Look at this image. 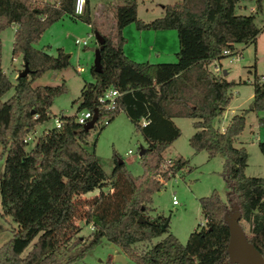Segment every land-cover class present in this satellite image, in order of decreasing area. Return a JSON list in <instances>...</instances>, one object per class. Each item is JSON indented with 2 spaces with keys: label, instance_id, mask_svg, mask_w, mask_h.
I'll list each match as a JSON object with an SVG mask.
<instances>
[{
  "label": "trees",
  "instance_id": "trees-1",
  "mask_svg": "<svg viewBox=\"0 0 264 264\" xmlns=\"http://www.w3.org/2000/svg\"><path fill=\"white\" fill-rule=\"evenodd\" d=\"M240 1L244 0H176L147 21L137 17L135 0L113 5V30L99 33L101 70L93 71L90 65L92 80L82 81L76 110L86 108L95 114L92 127L98 129L123 111L145 145L139 154V174H132L115 155L106 174L93 151L94 141L87 139L89 129L76 122L75 114L58 113L60 125L44 128L33 146L24 148V135L50 118L53 97L65 90L62 81L33 85V79L46 69L69 64L61 48L51 54L34 43L63 14L80 16L72 13L73 1L0 0V30L15 24L11 57L20 54L21 67L24 62L28 67L26 75L10 80L0 65V144L5 152L0 214L17 224L0 244V264H66L103 238L136 264H238L228 260L226 250L225 217L235 210L239 221L247 224V240L264 261V177L244 173L246 148L233 145L245 113L264 109V73L253 72L246 108L232 113L222 129L212 124L228 103L235 81L212 72L208 64L227 56L221 52L224 48L234 53L236 43H254L261 30L254 16L264 0H252L253 10L247 13L236 11ZM130 22L138 29H174L175 60L135 61L126 56L121 28ZM109 87L117 95L114 107L105 110L96 98ZM10 88L12 92L2 99ZM141 116L147 119L144 124ZM171 116L193 118L187 143L194 151L204 150L207 157L221 155L220 174L226 188L225 199L215 189L198 197L206 223L191 230L184 242L162 227L164 216L146 213L150 193L162 185L156 177L161 153L180 133ZM257 147L264 156V140H258ZM186 165L182 156L174 158L161 171V178L166 180ZM94 188L97 193L83 195ZM76 216L93 226L87 240L76 235ZM142 242L146 247L137 250Z\"/></svg>",
  "mask_w": 264,
  "mask_h": 264
},
{
  "label": "rangeland",
  "instance_id": "rangeland-1",
  "mask_svg": "<svg viewBox=\"0 0 264 264\" xmlns=\"http://www.w3.org/2000/svg\"><path fill=\"white\" fill-rule=\"evenodd\" d=\"M46 1L52 2L55 0ZM102 1L89 0V11L98 10ZM122 1L117 0L118 3ZM169 1L173 0H135L136 14L144 20L159 16L163 5ZM244 2L246 6L241 12L247 13L248 7L253 4V1L244 0ZM105 13H107L106 10ZM85 15L86 13L84 12L78 17L71 18L63 14L60 18L50 23L34 43L37 47L44 46L45 50L50 53H54L57 46H62L65 52L69 53V64L56 70V77L53 76V70L46 69L32 81L33 85L39 83L55 84L61 82V80L64 82L65 90L55 95L50 105V110L54 113L60 111L63 114H72L79 101L77 97L82 80L91 79L89 66L92 64L93 52L90 47L94 45V37L91 28L85 21ZM254 22L261 27V30L256 35L255 42L247 44L236 43L238 59H232L231 57L234 54H231L220 58V65L217 63L220 69L227 71L225 77L235 81L229 89L230 99L224 110L219 117L214 118L212 121V124L219 128L225 124L232 112H239L242 108L248 106L251 99L253 72L255 71L257 74L264 73V1L262 2L261 10L255 13ZM130 25L132 26L133 23L130 22ZM101 30V33L112 32L113 27L110 25V27H102ZM173 31L175 30L173 29ZM12 32L13 27L11 25H7L0 30V65L10 80H13L10 60ZM74 39H84L86 46L83 47L80 43H75ZM132 41L133 39L130 41L131 44ZM15 66L17 70L22 68L20 63L17 62ZM77 66H81L83 70L77 72ZM208 67L210 66L208 65ZM12 69L15 70V68ZM215 71L217 74H221V70ZM11 92L12 88L3 93L1 98H6ZM261 117L264 118V109L248 110L245 113L244 127L233 141L234 146H244L246 148L247 157L244 173L249 176L264 177V156L257 147V141L264 140V121ZM192 120L193 118L185 116L175 118L180 128V133L173 144L171 146L167 145L161 153L162 158L157 167L156 177L162 181V185L159 189L150 193V202L148 204L150 209L146 212L149 216H153L156 213L164 216L167 230L174 234L180 242H184L188 233L197 228L198 224L204 219L200 212L198 197L207 195L212 189H215L219 196L225 199L226 189L220 174L221 155L217 153L212 157H207L204 150L194 151L187 143ZM51 125H53V116L36 124L34 126L36 128L34 134L27 132L31 134V138L24 148H31L41 129ZM95 137H97L94 145L95 155L106 174L110 172L113 165V155L122 159L126 169L132 174L141 172L139 149L145 144L140 133L134 129L132 123L121 110L101 128V131L97 126L89 129L87 139L91 142L95 141ZM89 148L91 147L89 146ZM4 156L5 152L0 144V176ZM178 156L187 159V165L176 170L173 175L163 180L160 174L161 171H164L168 164ZM107 188L106 186L102 187L104 191ZM93 193L94 191H91L87 193V196ZM172 196L176 200L174 204L171 202ZM203 221L202 225L204 227L206 222L205 220ZM239 222L245 235H248L247 224L243 220ZM74 223L78 226L76 235L80 237L81 241L87 240L93 230L92 224L85 222L78 216L74 218ZM16 225L10 216H2L0 214V244L10 237ZM146 244V242L139 243L136 249L144 248ZM116 253L123 254L118 246L103 238L100 243L90 248L83 256L66 264H121L120 261L114 259ZM124 259L125 264H136L127 256H124Z\"/></svg>",
  "mask_w": 264,
  "mask_h": 264
},
{
  "label": "crops",
  "instance_id": "crops-1",
  "mask_svg": "<svg viewBox=\"0 0 264 264\" xmlns=\"http://www.w3.org/2000/svg\"><path fill=\"white\" fill-rule=\"evenodd\" d=\"M174 1L176 0H173V1H169L165 4H171L173 3ZM117 0H103L100 4V8L98 10H95L94 11H89V0H85V6H84V10H83V13L85 12L86 15H85V18L87 19V23L89 25V27L91 28L92 30V34H93V37H94V45L92 47H96L97 46V41L95 39V33H101V29L102 27H110V25L113 27L114 25V18H113V13H112V9H113V5L117 4ZM120 3V2H119ZM246 6L245 2L244 1H240L237 8H236V11L237 12H241L242 9H244V7ZM253 7H254V4L250 5L248 7V11L250 10H253ZM105 10L107 11V13H105ZM163 13V7L162 9L160 10V14L159 16ZM245 13V12H244ZM137 15V14H136ZM138 17V16H137ZM156 17V16H155ZM75 18V17H74ZM139 18V17H138ZM154 18V17H153ZM141 19V18H140ZM152 19V18H150ZM148 19V20H150ZM108 20V22H106ZM143 21H147V20H144L142 19ZM12 27H13V30L15 28V24H10ZM133 26V27H132ZM130 25V23H127L125 24L122 28H121V34L123 36V43H122V50L124 52V54L126 56H128L129 58L135 60V61H148V62H165V61H174L175 60V55H174V52L176 51L177 49V39H176V35H175V31H173L172 28H162V29H146V28H142V29H138L133 25ZM13 34V32H12ZM134 36V38H133ZM133 39L134 41V44H133V41H132V44L130 43V41ZM75 40V39H74ZM256 40V38H255ZM11 42H12V38H11ZM75 42V41H74ZM37 47V46H36ZM59 48H61L64 52H65V49L62 47V46H57ZM56 47V48H57ZM85 47V46H83ZM40 48H44V46H40ZM55 48V49H56ZM10 49H11V45H10ZM93 52V51H92ZM50 53V52H49ZM53 54V53H51ZM68 56H69V53H67ZM172 59V60H171ZM174 59V60H173ZM10 60H11V67L12 68H15V70H13L11 68V70L13 71V78L14 76L17 74V68L15 66L16 62L17 63H20L21 64V57H20V54H17L15 55L14 57H11V52H10ZM219 64L220 65V62H219V59L217 60H213L211 61L208 65L211 67H209L210 70H212V72H215L216 71L214 70V66L216 64ZM13 65V66H12ZM92 65V64H90ZM90 67V66H89ZM220 67V66H219ZM2 68V67H1ZM79 68V70L77 69ZM3 70V69H2ZM59 70V69H57ZM83 68L81 66H77L76 67V71L77 72H80L82 71ZM221 70V74L222 76L225 77V75L227 74V71H225V73H222V71L224 69H220ZM53 76H57V73H56V70H53ZM5 73V71H3ZM226 78V77H225ZM227 79V78H226ZM84 80V79H83ZM82 80V81H83ZM92 80V77L91 79ZM62 81V80H61ZM63 82V81H62ZM64 83V82H63ZM39 84H48V83H39ZM56 84V83H55ZM80 88V87H79ZM79 92V90H78ZM252 95V92L251 94ZM251 98V97H250ZM77 105V104H76ZM49 113L51 116H56L58 115V113H62V112H58V113H54L50 110V106H49ZM76 108H75V111L72 113V114H75L76 113ZM123 112V111H122ZM124 113V112H123ZM232 113H235L232 112ZM231 113V114H232ZM63 114V113H62ZM72 114H69V115H72ZM125 114V113H124ZM67 115V114H66ZM257 116V114H255ZM50 116V117H51ZM126 118L129 120L128 116L125 114ZM177 117H184V116H171V120L174 122V124L176 126H178V124L176 123L175 121V118ZM185 117H188V116H185ZM259 117V116H257ZM262 118V117H261ZM145 118H143L142 116L139 118V121L143 120ZM228 120V119H227ZM262 120L264 121V118H262ZM130 121V120H129ZM259 121H261L259 119ZM192 122V121H191ZM227 122V121H226ZM225 122V124H226ZM224 124V125H225ZM224 125H221L219 129H222L224 127ZM252 125V124H250ZM36 126V125H35ZM255 126H257L255 124ZM48 127V126H46ZM46 127H43L41 129V132L44 128ZM244 127V126H243ZM253 127V126H252ZM91 128H94V127H91ZM179 128V127H178ZM36 128L34 127V130L31 134H34L35 133V130ZM90 129V128H89ZM180 129V128H179ZM194 128L192 127L191 125V128H190V132L188 134V136L193 132ZM250 131V129H248ZM252 130V129H251ZM100 131H101V128H100ZM40 132V133H41ZM251 132V131H250ZM39 133V134H40ZM30 134V136H31ZM37 134V135H39ZM240 134V133H239ZM238 134V135H239ZM141 135V134H140ZM237 135V136H238ZM34 136V135H33ZM98 136V135H97ZM188 138V137H187ZM36 139V138H35ZM96 139L97 137H95V141L93 143V151L95 153V150H94V145H95V142H96ZM143 139V138H142ZM30 140V139H29ZM175 138L168 144V146H171L174 142ZM35 141V140H34ZM145 144V143H144ZM166 158V157H165ZM167 158H172V157H167ZM176 158V157H175ZM222 159V157H221ZM122 160V159H121ZM123 161V160H122ZM184 167V166H183ZM182 168V167H181ZM175 173V172H174ZM173 173V174H174ZM172 174V175H173ZM171 176V175H170ZM164 183V182H163ZM108 189V188H107ZM96 190V191H95ZM91 191H94L93 194L97 193V188H94L93 190ZM91 191H87L85 192L83 195L84 196H87V193L91 192ZM92 194V195H93ZM91 196V195H90ZM205 220V219H203ZM201 221L200 225L203 224L204 221Z\"/></svg>",
  "mask_w": 264,
  "mask_h": 264
},
{
  "label": "water",
  "instance_id": "water-1",
  "mask_svg": "<svg viewBox=\"0 0 264 264\" xmlns=\"http://www.w3.org/2000/svg\"><path fill=\"white\" fill-rule=\"evenodd\" d=\"M95 39L97 41L96 47H90L93 51L92 59V70L100 71V48L102 37L99 33H95ZM28 72V67L26 63H23L22 68L17 72L16 75H26ZM225 73V70L222 71ZM95 120V114H93L88 120L82 124V128L87 130L92 127ZM143 148L139 149V154ZM227 228H228V239L226 244V250L228 253V260L238 264H264L263 256L257 251V249L247 240V237L239 223L240 214L238 211L230 212L226 217ZM166 224V221L162 223V227ZM114 259L125 264V259L123 254L116 253Z\"/></svg>",
  "mask_w": 264,
  "mask_h": 264
},
{
  "label": "built area",
  "instance_id": "built-area-1",
  "mask_svg": "<svg viewBox=\"0 0 264 264\" xmlns=\"http://www.w3.org/2000/svg\"><path fill=\"white\" fill-rule=\"evenodd\" d=\"M72 1H73L72 13L75 16L81 15L83 13V10H84L85 0H72ZM74 41H75V43H80L82 46H86V41L84 39H82V40L75 39ZM221 52L226 54V55L234 54L231 58L232 59H238L237 53L236 52L230 53V51L227 48L222 49ZM77 69L79 70V68H77ZM214 70H220V67L216 64L214 66ZM116 95H117L116 89L109 87V88H106L102 93H100L96 99H97L98 103L102 104L103 109L110 110L115 105L114 97ZM92 115L93 114L89 109L82 108V109H79L78 111H76L74 119L76 120V122L83 124ZM103 121H105V118H103ZM145 122H147L146 118L140 121L141 124H144ZM53 125L55 127H58L60 125V120H59L57 115L53 117ZM30 138H31L30 134L26 133L23 137V141L28 142ZM171 202L173 204L176 203L174 196H172Z\"/></svg>",
  "mask_w": 264,
  "mask_h": 264
}]
</instances>
